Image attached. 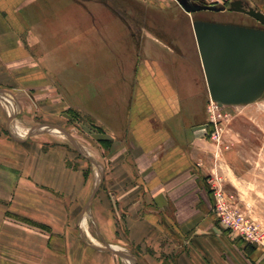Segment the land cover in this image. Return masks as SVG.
I'll list each match as a JSON object with an SVG mask.
<instances>
[{
	"label": "crops",
	"instance_id": "obj_1",
	"mask_svg": "<svg viewBox=\"0 0 264 264\" xmlns=\"http://www.w3.org/2000/svg\"><path fill=\"white\" fill-rule=\"evenodd\" d=\"M98 13L73 0H0V89L84 112L112 142L89 214L95 170L86 181L84 164L61 146L0 152V264H123L94 249L96 239L134 250L137 264H264L263 248L242 242L211 210L213 159L206 131L195 129L208 100L188 67L201 75L199 57L192 63L182 44L154 34L131 45L123 23L98 26ZM80 28L94 34L85 58L74 35ZM54 42L61 51L51 59ZM99 42L111 55L96 56ZM97 79H107L103 90Z\"/></svg>",
	"mask_w": 264,
	"mask_h": 264
},
{
	"label": "rangeland",
	"instance_id": "obj_2",
	"mask_svg": "<svg viewBox=\"0 0 264 264\" xmlns=\"http://www.w3.org/2000/svg\"><path fill=\"white\" fill-rule=\"evenodd\" d=\"M192 1L207 6H216L219 10L187 13L178 3V0H73L74 3H77L85 9L99 8V13L94 19V22L98 26L101 22L109 21H111V24L115 22L123 23L128 29L126 35L129 44H138L140 40L148 38L147 34H154L159 39L171 45L174 43L182 44L184 55L192 63L196 62L197 57H199L193 28L191 27L193 21L204 19L224 24L249 25L252 23V20L248 17L230 12L229 4L234 0ZM243 1L250 7L256 8L264 13V0ZM100 8L103 10H100ZM108 12L111 13L110 17L108 16ZM56 31L61 32L60 29L53 30V32L51 30L54 34H57ZM70 35L71 32L64 35L68 37H63L60 39V42L66 43ZM74 35L80 37L81 42H83L80 45L79 54L81 58H85L88 51L86 47L88 37L91 38L94 34L92 32L88 33L87 30L80 28ZM54 45L49 49L50 52L48 53V57L51 59L56 57L57 49L61 51L59 44L56 46L54 42ZM65 45H68V43ZM101 47L99 42L95 50L96 56L103 59V56L108 51L104 53ZM91 51L92 49L90 53H92ZM109 55L111 54L108 53ZM52 64L54 65L55 63L53 62ZM101 65L99 63L97 64V73L101 72L100 67L104 70L105 65L103 63ZM188 67L191 70V76L196 77L198 82L200 76L202 77L208 100L207 116H205L206 119L203 124V126L206 125V128L200 129L206 131L209 152H211L210 156L213 159V164L209 168H213V171H209L207 174V184L211 187L212 183H209L210 179L217 178L220 180L226 201L232 210L244 214L246 218L264 233V95L255 103L240 106H225L222 108L218 107L214 111L215 121L212 122V116L210 114L212 101L208 95L202 66L201 75L199 70H197L196 64L188 63ZM71 75H73L72 71H65V76L71 77ZM97 80H99L96 84L97 90H103L107 79ZM5 91L13 95L14 99L11 98L10 100L14 102L11 104L6 100V95L0 94L1 153L13 151L16 154H22L25 146L29 143L41 146L43 149H47L50 146H61L65 153L71 157V162L78 160L84 164L86 181L89 179V172L94 169V175L96 174L95 182L97 184L99 183L98 172H103L101 162L104 157V150L112 142L101 135V128L95 126L87 114L66 106L62 108L58 105L57 109L55 104H40L39 99H36L33 95L26 94L22 90ZM13 124L22 130L20 134H24L25 131L27 133L17 137L11 130ZM42 125H55L64 128L75 139L77 144L83 148V151L90 158L101 164L102 168H94L87 159L82 157L65 134L62 132H53L50 128L41 127ZM38 126L41 128L35 130L31 136H28V133ZM8 132H11L23 144L13 141ZM217 136H220V142H217ZM71 159H69V163H71ZM0 161V164H3L5 160L1 158ZM214 215L217 218L216 214ZM87 227L96 239L94 224L89 219L87 220ZM224 228L228 230L226 227ZM96 240L92 241L104 246L103 242L98 239ZM89 242L92 244L91 241ZM123 248L125 252L136 258V253L133 252L134 250L124 246ZM114 258H117L123 264L132 263L131 260H125L116 255Z\"/></svg>",
	"mask_w": 264,
	"mask_h": 264
},
{
	"label": "water",
	"instance_id": "obj_3",
	"mask_svg": "<svg viewBox=\"0 0 264 264\" xmlns=\"http://www.w3.org/2000/svg\"><path fill=\"white\" fill-rule=\"evenodd\" d=\"M178 3L187 13L219 10L216 6L198 4L190 0H178ZM229 10L244 13L264 23V14L254 8H247L241 0L232 1L229 4ZM192 28L210 100L219 108L247 105L259 100L264 93V31L236 24L203 20L193 21ZM0 93L13 98V95L5 90L0 89ZM41 127L58 130L65 134L82 157L87 159L94 168H102L101 164L83 151V148L64 128L55 125H42ZM41 127L32 129L28 136ZM204 128L206 125L195 129ZM9 134L15 140L21 141L11 132ZM98 175L99 183L89 196L84 207V214H89L90 205L103 180V172H98ZM92 247L137 264V259L133 255L116 250L109 244L105 243L103 247Z\"/></svg>",
	"mask_w": 264,
	"mask_h": 264
},
{
	"label": "built area",
	"instance_id": "obj_4",
	"mask_svg": "<svg viewBox=\"0 0 264 264\" xmlns=\"http://www.w3.org/2000/svg\"><path fill=\"white\" fill-rule=\"evenodd\" d=\"M215 109H218L217 105L211 102L210 114L212 116V122L215 121ZM216 139L217 142H220V136H217ZM209 183H212L211 195L213 202L211 209L216 214L220 224L248 245L264 248V233L246 218L244 214L232 210L226 201L221 181L214 178L210 179Z\"/></svg>",
	"mask_w": 264,
	"mask_h": 264
},
{
	"label": "bare ground",
	"instance_id": "obj_5",
	"mask_svg": "<svg viewBox=\"0 0 264 264\" xmlns=\"http://www.w3.org/2000/svg\"><path fill=\"white\" fill-rule=\"evenodd\" d=\"M191 13H193V12H191ZM192 27V26H191ZM0 94H2V93H0ZM2 95H4V94H2ZM263 95H264V93H263ZM263 95H262V97H263ZM5 96V95H4ZM261 97V98H262ZM5 98H6V100L8 101V102H10L11 104H13V100H12V102H11V98H9L8 96H5ZM260 98V99H261ZM259 99V100H260ZM259 100H257V101H259ZM256 101V102H257ZM255 103V102H254ZM10 107V106H9ZM12 110V109H11ZM18 124V123H17ZM11 130L13 131V133L18 137V136H22V135H25L26 133H27V131H25L24 132V134H20V131H22V130H20V128L19 127H17L15 124H13L12 126H11ZM25 130V129H24ZM49 130V129H48ZM49 132H50V130H49ZM53 132H59L58 130H53ZM52 132V133H53ZM61 135V134H60ZM65 136V135H64ZM61 138V137H60ZM94 177H95V175H94ZM85 217V216H84ZM87 217V216H86ZM86 219V218H85ZM85 219H83L82 220V222H81V227L82 228H84L83 229V231L87 234V235H89V233H88V231H87V225H86V220ZM82 231V232H83ZM84 235V234H83ZM90 236V235H89ZM84 238H86V237H84ZM92 244H94L95 246H98V247H103V246H101V245H99V244H97V243H92ZM114 249H116V250H119V251H123V252H125L124 250H122L121 248H119V247H116V246H112ZM123 259V258H122ZM126 260V259H125ZM125 260H124V262H125ZM130 261V260H129ZM128 261V262H129ZM126 263V262H125ZM130 264H132L131 262H129Z\"/></svg>",
	"mask_w": 264,
	"mask_h": 264
},
{
	"label": "flooded vegetation",
	"instance_id": "obj_6",
	"mask_svg": "<svg viewBox=\"0 0 264 264\" xmlns=\"http://www.w3.org/2000/svg\"><path fill=\"white\" fill-rule=\"evenodd\" d=\"M190 1H191V2H194V1H192V0H190ZM235 1H236V0H235ZM241 1H242V4H243L244 6L246 5L247 8L250 7L245 1H243V0H241ZM82 8H84V7H82ZM251 8H252V7H251ZM254 9H256V8H254ZM256 10H258V9H256ZM201 11H205V10H201ZM201 11H198V12H201ZM258 11H259V10H258ZM230 12H232V11H230ZM235 13L242 14L243 16L248 17L249 19L252 20V23L249 24V25H241V24H236V25H239V26H242V27H246V28H252V29H256V30L264 31V23L259 22L258 20L254 19V18H252V17H250V16H248V15H246V14H244V13H241V12H235ZM261 13H262V12H261ZM263 14H264V13H263ZM200 20L214 22V21H211V20H204V19H200Z\"/></svg>",
	"mask_w": 264,
	"mask_h": 264
}]
</instances>
